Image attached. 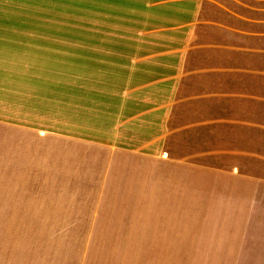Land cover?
I'll return each mask as SVG.
<instances>
[{
	"label": "crops",
	"instance_id": "crops-1",
	"mask_svg": "<svg viewBox=\"0 0 264 264\" xmlns=\"http://www.w3.org/2000/svg\"><path fill=\"white\" fill-rule=\"evenodd\" d=\"M122 3L114 76L0 109V264H264V0Z\"/></svg>",
	"mask_w": 264,
	"mask_h": 264
},
{
	"label": "rangeland",
	"instance_id": "rangeland-1",
	"mask_svg": "<svg viewBox=\"0 0 264 264\" xmlns=\"http://www.w3.org/2000/svg\"><path fill=\"white\" fill-rule=\"evenodd\" d=\"M122 2L0 0V109L15 113L28 97L36 105L52 79L76 81L100 70L114 76V53L101 49L133 41L131 10Z\"/></svg>",
	"mask_w": 264,
	"mask_h": 264
}]
</instances>
